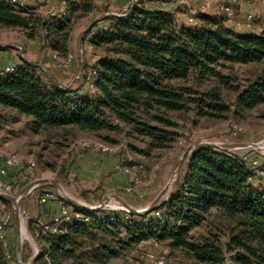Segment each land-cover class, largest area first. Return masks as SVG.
<instances>
[{
  "label": "trees",
  "instance_id": "16d2710c",
  "mask_svg": "<svg viewBox=\"0 0 264 264\" xmlns=\"http://www.w3.org/2000/svg\"><path fill=\"white\" fill-rule=\"evenodd\" d=\"M61 1L66 13L57 20L0 0V26L22 31L29 41L42 39L56 57L68 58L72 31L99 0ZM159 1L140 0L87 32V45L96 55L82 76L88 94L79 87L47 84L36 66L22 60L14 74L0 78V108L30 118V130L44 139L53 133L68 140L73 131L131 130L146 143L143 153L149 155L176 141L174 114L194 106L199 116L225 119L231 111L217 87L199 92L181 82L219 80L237 91L239 111L264 105V31L237 33L224 18L207 13L186 25L175 12L156 7ZM227 64L263 68L244 87H235L218 70ZM254 177L250 164L234 153L199 148L186 162L175 191L156 207L165 210L161 220L125 223L66 203L93 220L73 218L61 224V231L37 237L42 253L36 264H111L150 239L170 248L171 264H225L228 259L264 264V185L256 186ZM1 201L10 203L4 197ZM150 213L131 215L146 220ZM200 228L208 232L201 240L192 236Z\"/></svg>",
  "mask_w": 264,
  "mask_h": 264
},
{
  "label": "rangeland",
  "instance_id": "374dc122",
  "mask_svg": "<svg viewBox=\"0 0 264 264\" xmlns=\"http://www.w3.org/2000/svg\"><path fill=\"white\" fill-rule=\"evenodd\" d=\"M139 1L99 0L97 9L80 21L72 31L69 57L58 56L55 62L50 57L52 50L42 39L29 41L22 31L0 26V63L4 64L0 67H6V64L16 65L25 60L36 66L38 74L47 84H55L56 81V85L62 84L63 87L74 89L79 87L83 93L88 94L89 85L82 76L86 65H93L96 58L87 45L88 28L103 17L122 15ZM178 1L160 0L156 7L175 12L183 24L194 25L195 20L189 21L188 8L179 5ZM42 6V3H36L30 4L28 8L47 18L51 11L42 9ZM263 6L264 0H240L232 6L230 13L218 14L213 7L208 12L224 18L226 23L232 21L231 27L235 26L233 28L237 33L260 34L264 31ZM200 7L199 2H192V8ZM249 11H253L255 15L252 28L245 23ZM262 68V65L227 64L218 70L228 76L235 87H244ZM181 85L193 87L199 92L217 87L231 111L226 114L225 119L199 116L193 109L194 106L182 115L174 114L172 118L177 123L174 131L178 134L176 141L168 149L151 150L149 155L143 153L147 150L146 143L127 129L105 131L100 135L73 131L68 140H60L55 133L51 139L34 135L23 128L24 122L20 118L11 117L8 122H0V170L5 168L9 156L17 154L22 158L17 166L7 169V174L1 178L10 186V191L6 193L10 197L7 198L10 203L0 202V221L5 215H11L12 222L6 233L9 249L0 247V264H36L42 253V246L37 239L34 230L37 227L34 224L37 225L39 221L51 224L61 215L62 204L71 205L68 199L88 207L84 209L96 211L95 217H114L125 223L135 220L148 222L156 218L161 220L164 209L151 211L144 220L133 218L122 202L145 211L151 208L165 186L171 184L159 205L167 201L175 191V182L182 180L185 166L180 168L182 157L191 146L209 143L232 145L226 151L264 169V105L249 112L239 111L237 91L228 89L215 79L199 82L191 79L181 82ZM82 139L108 144L115 152L108 154L94 150H74L72 145ZM35 183L36 186L30 189ZM254 184L264 185V177L256 179ZM103 204L105 206L99 208ZM17 211L20 213L18 225L15 221ZM206 235L207 228L192 232V236L200 240L201 236ZM222 241L225 242L226 238L222 237ZM176 254L181 255L180 252ZM127 258L128 256L115 260L111 264H128ZM225 264L234 263L228 259Z\"/></svg>",
  "mask_w": 264,
  "mask_h": 264
},
{
  "label": "built area",
  "instance_id": "2783aa9c",
  "mask_svg": "<svg viewBox=\"0 0 264 264\" xmlns=\"http://www.w3.org/2000/svg\"><path fill=\"white\" fill-rule=\"evenodd\" d=\"M194 1L199 2L201 7L198 9L192 8V2ZM239 1L240 0H215V1L214 0H203V1L179 0L178 4L188 8L190 14L189 21L194 22L196 15H198L199 13L209 14L208 11L213 8H215L218 14H220L221 12L230 13L232 6L237 4ZM10 2L19 6L23 5V1L21 0H10ZM212 2H214V4ZM254 17H255L254 12L249 11L245 22L247 27L249 28L253 27ZM50 55L56 58V55L54 54H50ZM19 65L20 64L8 65L6 67L0 68V78H5L14 74L18 70ZM59 66L62 65L59 64ZM72 148L74 150H80V149L94 150L96 152L108 153V154L115 152V149L110 145L90 139L79 140L72 145ZM21 161H22L21 156L17 154L11 155L6 159L5 168L0 170V198L6 195V193L10 191V186L6 185L2 181L1 179L2 176H5L7 174V169L17 166ZM250 169L255 174L253 181H255L258 178L264 177V169L259 167L256 163H251ZM129 191H131V189H129ZM73 218L82 219L85 220L86 222H90L93 220L91 216L76 212L71 207L62 204L61 215L56 217L51 224H44L43 222L39 221L37 225L38 229L36 231V236L40 237L41 234H46L47 232L57 233L61 231L60 226L63 222L70 221ZM11 222H12L11 215H5L0 221V243L7 250L9 249V243L7 240L6 233H7V228L9 227ZM170 254L171 251L169 247H167L166 245L155 239H150L148 241L141 242L131 252V254L128 256L127 259L129 260L128 264H171L172 259ZM183 264H189V263L186 262Z\"/></svg>",
  "mask_w": 264,
  "mask_h": 264
},
{
  "label": "water",
  "instance_id": "95a60500",
  "mask_svg": "<svg viewBox=\"0 0 264 264\" xmlns=\"http://www.w3.org/2000/svg\"><path fill=\"white\" fill-rule=\"evenodd\" d=\"M135 5V4H134ZM104 18V17H103ZM97 22V21H95ZM95 22H93L90 27L88 28L91 29L92 26L95 24ZM87 30V31H88ZM86 33H84L83 37L81 38V46L83 44V41H84V36H85ZM84 70V66H82V71ZM232 145H217V144H200V145H194V146H191L189 147L183 157H182V163L180 165V168H183V166L186 164V162L188 161V159L191 157V155L196 151L198 150L199 148H202V147H213V148H218V149H223V150H227L228 147H231ZM182 170V169H181ZM40 182H43V181H40ZM177 184V181L175 182L174 185ZM36 186V183L31 185L29 188L30 189H33L34 187ZM171 184H168L165 186V188L163 189V191L161 192V194L158 196V198L153 202L151 208L149 209H146L145 211H140L138 209H135L133 207H131L130 205H128L127 203H124V206L127 208V210L129 212H131L132 214H135V215H139V214H143V213H148V212H151L153 210L156 209V207L159 205V203L161 202V200L163 199V197L168 193L169 189L171 188ZM4 198H10L8 195H4L3 196ZM69 203L72 205V206H75V207H79V208H88L87 206H85L84 204H81V203H78L72 199H68ZM105 206V204L101 205L100 208H103ZM15 221L17 223V225L20 223V213L19 211L16 212L15 214Z\"/></svg>",
  "mask_w": 264,
  "mask_h": 264
},
{
  "label": "crops",
  "instance_id": "0c3cea01",
  "mask_svg": "<svg viewBox=\"0 0 264 264\" xmlns=\"http://www.w3.org/2000/svg\"><path fill=\"white\" fill-rule=\"evenodd\" d=\"M21 1H23V5H21L20 7H26V8L29 7L30 4L42 3L43 4L42 9H44V10H49L50 9V11H51V13L49 14V16L47 18H53V19L59 20L66 13L65 4L61 0H21ZM44 2L46 4L45 6H44ZM262 14H263V19H264V6H263ZM226 24H227V26L231 27V25L233 23H232V21H229ZM233 27L235 28V26H233ZM233 27H231V28L234 29ZM243 30H247V29L246 28H243ZM245 33H247V32H245ZM251 33H255V32H251ZM17 64H22V60L19 61ZM2 65H4V64L0 63V66H2ZM6 65L8 66V65H11V64H6ZM0 68H3V67H0ZM54 82H55V84L57 83L56 81H54ZM0 114H3L2 116H0V122L1 123L2 122H8V120L11 117L20 118L21 121L24 122L23 128L25 130H28L31 133H33L30 130V128H29V123L31 122V119L30 118H27L25 116L18 115L16 113H14L13 111H10V110H7V109H3V108H0Z\"/></svg>",
  "mask_w": 264,
  "mask_h": 264
}]
</instances>
